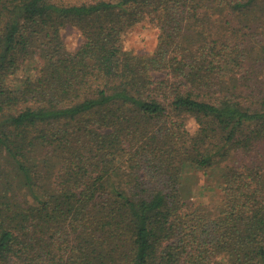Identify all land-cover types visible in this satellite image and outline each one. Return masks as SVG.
<instances>
[{
    "label": "trees",
    "instance_id": "1",
    "mask_svg": "<svg viewBox=\"0 0 264 264\" xmlns=\"http://www.w3.org/2000/svg\"><path fill=\"white\" fill-rule=\"evenodd\" d=\"M263 74L264 0H0V264H264Z\"/></svg>",
    "mask_w": 264,
    "mask_h": 264
},
{
    "label": "rangeland",
    "instance_id": "2",
    "mask_svg": "<svg viewBox=\"0 0 264 264\" xmlns=\"http://www.w3.org/2000/svg\"><path fill=\"white\" fill-rule=\"evenodd\" d=\"M60 35L65 47L71 52L77 50L82 43V37L80 33L73 27H66L65 29L61 30ZM156 37L157 31L155 28L148 25L147 23L140 24L127 32L124 39V48L128 52L134 54H151L156 45ZM187 129L190 132L195 130L193 121L187 122ZM233 160L235 164L236 162L238 164V161L241 160V157L236 156ZM199 178H201V180L205 183L199 182ZM199 178L197 179L200 187H196L194 192L196 195L198 194L200 196L199 200H201L205 206L208 208H214L217 204H219L221 199L220 190L214 181L215 178L203 176ZM204 185L205 188H202Z\"/></svg>",
    "mask_w": 264,
    "mask_h": 264
},
{
    "label": "clouds",
    "instance_id": "3",
    "mask_svg": "<svg viewBox=\"0 0 264 264\" xmlns=\"http://www.w3.org/2000/svg\"><path fill=\"white\" fill-rule=\"evenodd\" d=\"M190 126H191V122H190Z\"/></svg>",
    "mask_w": 264,
    "mask_h": 264
}]
</instances>
